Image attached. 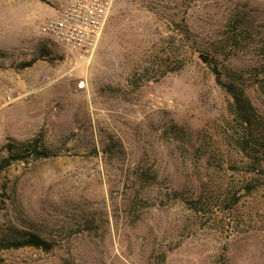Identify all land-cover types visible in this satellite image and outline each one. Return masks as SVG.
<instances>
[{"label":"rangeland","instance_id":"1","mask_svg":"<svg viewBox=\"0 0 264 264\" xmlns=\"http://www.w3.org/2000/svg\"><path fill=\"white\" fill-rule=\"evenodd\" d=\"M58 8L0 0V160L51 152L0 174V240L56 244L0 264H264V0H118L85 90L37 33ZM213 65L259 114L253 153Z\"/></svg>","mask_w":264,"mask_h":264},{"label":"built area","instance_id":"2","mask_svg":"<svg viewBox=\"0 0 264 264\" xmlns=\"http://www.w3.org/2000/svg\"><path fill=\"white\" fill-rule=\"evenodd\" d=\"M118 0H57L54 17L38 27V36L58 47L69 66L67 75L78 72V88L85 90L89 70ZM16 98L6 91L0 94V110L13 104ZM173 101L168 102V106ZM164 105V104H161Z\"/></svg>","mask_w":264,"mask_h":264},{"label":"trees","instance_id":"3","mask_svg":"<svg viewBox=\"0 0 264 264\" xmlns=\"http://www.w3.org/2000/svg\"><path fill=\"white\" fill-rule=\"evenodd\" d=\"M236 24L234 25V29L240 30V28L244 27L243 18L240 20L238 17L236 19ZM176 33H180V35L186 36V33H189V30L184 27L182 24H177L174 28ZM176 40V39H174ZM264 44V41H263ZM32 62L26 64V67L31 66ZM261 77H264V48L263 53L261 54V63H260ZM180 68H177L178 70ZM212 71L215 75V79L218 85H220L223 89H225L232 98V103L230 106L232 115L235 118V121L241 126L244 132L242 147L243 151L252 152L256 150V120L259 116L256 108L250 101L247 96L246 89L235 81H225L223 79V73L220 68L216 65L212 66ZM42 139L40 136L38 138L31 139L27 142H12L7 146L10 151L9 156L3 157L0 160V174L10 167L15 161H27L28 157H30V153H32L35 159H44L49 158L51 156V152L48 150L46 146H41ZM17 145V146H16ZM25 146V148H19L18 146ZM18 147L19 149H16ZM16 149V150H15ZM251 155V154H250ZM251 157V156H250ZM261 163L259 162V165ZM247 191H251V188H247ZM55 243L49 242L45 240L38 234L35 233H26L21 238H16L15 240H0V251L2 250H19L23 248H35L39 250H43L44 252H50L54 247Z\"/></svg>","mask_w":264,"mask_h":264},{"label":"water","instance_id":"4","mask_svg":"<svg viewBox=\"0 0 264 264\" xmlns=\"http://www.w3.org/2000/svg\"><path fill=\"white\" fill-rule=\"evenodd\" d=\"M174 27H176V23L173 24ZM203 61L206 63L209 59V57L202 56Z\"/></svg>","mask_w":264,"mask_h":264}]
</instances>
